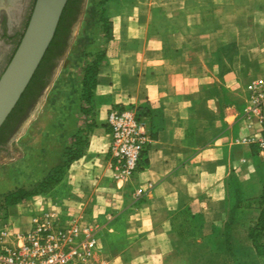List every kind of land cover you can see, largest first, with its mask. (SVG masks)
Wrapping results in <instances>:
<instances>
[{
  "label": "crops",
  "instance_id": "crops-1",
  "mask_svg": "<svg viewBox=\"0 0 264 264\" xmlns=\"http://www.w3.org/2000/svg\"><path fill=\"white\" fill-rule=\"evenodd\" d=\"M89 13L67 59L82 78L99 61L64 174L47 194L1 201L0 220L92 226L99 264H190L181 222L207 240L223 221L240 261L264 264V153L244 141L256 130L244 116L249 86L264 82V0H105ZM116 104L141 107L151 136L122 188L106 158Z\"/></svg>",
  "mask_w": 264,
  "mask_h": 264
},
{
  "label": "rangeland",
  "instance_id": "rangeland-1",
  "mask_svg": "<svg viewBox=\"0 0 264 264\" xmlns=\"http://www.w3.org/2000/svg\"><path fill=\"white\" fill-rule=\"evenodd\" d=\"M32 2L0 0V7L8 6L5 8L9 21H12L8 23L0 13V74L19 42ZM92 8L99 10L96 0H72L54 45L38 72L33 90L26 94L21 108L0 132V182L5 184V189L21 186L41 190L49 187L48 178L54 181L64 174L68 134L73 127L79 126L82 110L87 109L82 107L86 103L81 84L83 65L75 69V61L67 59V55L82 28L85 15L91 13ZM23 154L26 162L18 166L17 160ZM5 193L0 192V209ZM222 223L207 240L200 237V231L188 230L185 249L190 254V264H243L230 246L228 225Z\"/></svg>",
  "mask_w": 264,
  "mask_h": 264
},
{
  "label": "built area",
  "instance_id": "built-area-1",
  "mask_svg": "<svg viewBox=\"0 0 264 264\" xmlns=\"http://www.w3.org/2000/svg\"><path fill=\"white\" fill-rule=\"evenodd\" d=\"M244 116L256 125L244 141L264 153V82L249 86ZM105 129L108 165L115 187L122 188L138 170L151 140L146 118L136 106L116 104L106 112ZM98 250L94 227L76 221L61 223L44 214L36 216L28 229L16 230L0 220V264H99Z\"/></svg>",
  "mask_w": 264,
  "mask_h": 264
},
{
  "label": "water",
  "instance_id": "water-1",
  "mask_svg": "<svg viewBox=\"0 0 264 264\" xmlns=\"http://www.w3.org/2000/svg\"><path fill=\"white\" fill-rule=\"evenodd\" d=\"M67 0H35L28 22L0 74V127L29 84L55 34Z\"/></svg>",
  "mask_w": 264,
  "mask_h": 264
},
{
  "label": "trees",
  "instance_id": "trees-1",
  "mask_svg": "<svg viewBox=\"0 0 264 264\" xmlns=\"http://www.w3.org/2000/svg\"><path fill=\"white\" fill-rule=\"evenodd\" d=\"M105 0H99L98 4L102 5L104 3ZM72 2V0H67V3L63 9V12L60 16V20L58 22L55 34L53 36V39L51 41V43L49 44L41 62L39 63L35 73L33 74L29 84L27 85L26 89L24 90V92L22 93L20 99L18 100V102L16 103L15 107L12 109V111L10 112V114L8 115V117L6 118V120L4 121V123L1 125L0 127V132L4 129V127L6 126V124L9 122V120L11 119V117H13L14 113L21 108V103L22 101L25 99V96L27 93H29L30 91L33 90V86L35 85V80L38 79V72L42 67V63L43 61L46 59L47 54L50 52L51 47L54 45V41L57 38L59 31H60V27L61 24L64 21V18L66 16V14L68 13V9H69V5ZM100 22L103 23V16L102 14L100 15ZM22 36V35H21ZM21 38V37H20ZM19 43V42H18ZM18 45V44H17ZM97 61H99V58H97L96 61H94L92 64H89L88 66H86V68H84V75L81 81V84L83 86V97L86 98V101L88 99H90V95H91V90L94 88L95 86V74H96V63ZM137 107V106H136ZM138 111L140 114H142L143 116L146 115V113L144 112V110L141 107H137ZM145 151V150H144ZM144 153V152H143ZM67 156H68V152H67ZM70 159V158H69ZM67 160V164L68 161ZM141 164V161H140ZM140 167V166H139ZM48 184L49 187L46 188H42L41 190H29V189H24V188H16L14 191L12 192H8L6 194H4L2 196V203L5 205H14L18 202H20L22 199H24L25 197H27L28 195H35V194H39V193H43L45 194L47 191H49V189L59 180H54L52 181L50 178H48ZM189 220L187 219V224H184L183 222H181L180 224V229L178 231V235L183 238L185 237V239L188 236V230H191V232H195L198 233V231H194L195 230V225L192 223L193 221L191 220L190 223H188ZM259 225L263 226L264 225V206L262 208L260 217H259ZM194 227V228H192ZM185 234V236H184Z\"/></svg>",
  "mask_w": 264,
  "mask_h": 264
},
{
  "label": "flooded vegetation",
  "instance_id": "flooded-vegetation-1",
  "mask_svg": "<svg viewBox=\"0 0 264 264\" xmlns=\"http://www.w3.org/2000/svg\"><path fill=\"white\" fill-rule=\"evenodd\" d=\"M34 1L35 0H33V2H32V7H33V5H34ZM6 4V3H5ZM6 8L8 7V6H5ZM5 7H0V13H2V15H4V17L7 19V21H8V23L9 22H11L12 23V21H9V16H8V12H7V9L5 8ZM32 7H31V10H32ZM30 13H31V11H30ZM20 14H21V11H20ZM29 16H30V14H29ZM18 17H20V15H18ZM28 19H29V17H28ZM28 19H27V22H28ZM27 22H26V24H27ZM26 24H25V26L23 27V29H22V31H21V35H22V33H23V31H24V29H25V27H26ZM0 30H2L1 29V25H0ZM4 34H6L7 36L9 35L8 34V32L7 33H5L4 32ZM21 37V36H20ZM20 40V39H19ZM8 63V62H7ZM6 66V65H5Z\"/></svg>",
  "mask_w": 264,
  "mask_h": 264
}]
</instances>
